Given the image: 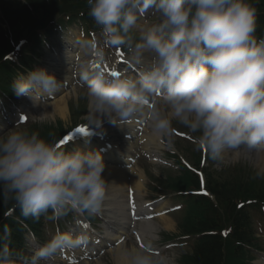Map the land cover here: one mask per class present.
I'll list each match as a JSON object with an SVG mask.
<instances>
[{
    "label": "clouds",
    "instance_id": "obj_1",
    "mask_svg": "<svg viewBox=\"0 0 264 264\" xmlns=\"http://www.w3.org/2000/svg\"><path fill=\"white\" fill-rule=\"evenodd\" d=\"M86 3L100 29L99 38L82 34L74 42L86 86V127L125 126L142 117L154 136L171 140L176 122L197 134L196 147L210 160L220 164L228 162V153L243 156L255 176L264 178V37L256 36V9L249 0ZM150 8L157 19L140 25ZM106 48L127 49L139 66L136 74H107L100 67ZM61 87L44 68L19 71L11 83L16 97L34 103ZM104 170L102 150H69L19 124L0 134V198L25 219L49 210L50 220L69 212L99 213L108 198ZM142 232L143 246L120 248V264H177L175 253L158 249L154 230ZM88 239L86 231H57L28 255L4 245L0 264H42Z\"/></svg>",
    "mask_w": 264,
    "mask_h": 264
},
{
    "label": "trees",
    "instance_id": "obj_2",
    "mask_svg": "<svg viewBox=\"0 0 264 264\" xmlns=\"http://www.w3.org/2000/svg\"><path fill=\"white\" fill-rule=\"evenodd\" d=\"M73 1L29 0L25 5L11 4L7 7L5 17L9 22V30L0 25V61L3 53L12 49L10 39L17 41L25 35L26 31L43 28L51 10ZM249 2L256 9V36L264 37V0H249ZM31 9L36 11L34 15ZM23 57L31 63H34L36 58L25 54ZM8 80V74L0 69L2 89H6V84L9 85ZM59 130L60 128L54 129L52 126L44 129L34 126L29 132H38L45 139L55 141L59 136ZM182 181L184 187L199 186L198 178L193 174L186 175ZM208 187L215 195L218 204L216 205L211 198L206 197L191 200L188 216L181 226L184 234L201 235L199 240L194 241L192 255L184 256V263L249 264L251 254L248 247H251V243L255 244L256 240L255 212L253 211L261 212L264 208V178L257 177L255 174L251 180L244 178L236 180L234 177L231 179L222 176L213 179L210 177ZM240 199L253 202L245 203L243 207L237 209V200ZM9 209H12L14 213L7 217ZM48 216H51L50 210L42 214L39 219H25L21 216L18 207L0 198V247L7 245L13 252L23 253L26 230H32L39 239L43 240L44 226L48 222L53 223V220L47 219ZM69 216L70 212L63 217ZM225 216L224 222L221 223V219ZM226 227H230L231 232L227 237L221 236L220 231ZM211 231L214 233H207Z\"/></svg>",
    "mask_w": 264,
    "mask_h": 264
},
{
    "label": "bare ground",
    "instance_id": "obj_3",
    "mask_svg": "<svg viewBox=\"0 0 264 264\" xmlns=\"http://www.w3.org/2000/svg\"><path fill=\"white\" fill-rule=\"evenodd\" d=\"M61 70V72H63V74H65V72L67 71L65 69V67L62 65V66H59V65H55V69L58 71ZM67 80L65 75H64V78H63V81ZM63 92H66V89H64V85L62 83V87L53 95L51 96H48V99H46L45 101H48L49 99H52L51 102H48V104H43L42 105V99L37 97L36 98V103L41 105V108L44 109V113L45 114H51V115H54V114H59L61 117H65L66 114L68 113V97L65 96L66 94H63ZM47 94H44L43 96H46ZM59 116V117H60ZM148 141L142 146L143 148L145 149H150V146L152 144L156 145V146H160L159 144H155L154 141H155V138H153V134L150 136V137H147ZM151 140H153L151 143ZM98 147V146H97ZM93 148L92 147H84V148H81L85 151H89V150H99L98 148ZM133 148L135 149L136 146L134 145ZM110 156L114 159V162H116L117 166L113 165V164H109L108 162H106V160L104 159V162H105V170H104V173H103V176L105 177V180H106V184L107 185H111L113 183H118L120 184V186H126L128 185V187L133 184L135 185L134 187L136 188V193L140 192L141 191V188L143 186V183H141L139 181V179L141 177H144V174L141 172V173H134V170L131 171V176H130V179L128 180V175L129 173L126 172L125 168L121 167L119 165V163H121L119 161V159L117 158H114V154L113 153H109ZM103 156V155H102ZM260 159L264 160V157L263 155L260 156ZM114 199H117V197H112V200ZM160 205H158L156 207V210L159 208ZM106 212L108 213H111L113 215H110V218H111V222H112V225H114V231L112 233H110L108 236H107V239H111L112 241L116 242L117 239L119 238V235L121 233H126L128 232V229H127V226H126V223H121L122 221H124V218H117V214L111 212V210L109 209H106ZM170 217L169 216H162L160 220H162L164 222V227H172L173 225L171 224V221H170ZM121 223V224H120ZM159 225L154 222V220H149V221H143V223L140 224V230L137 232V235L139 238L141 239H144L143 238V232H142V229L144 228H151L152 230H157L159 229L158 227ZM115 246V245H114ZM122 246H125V242H123L122 244H119L117 246L114 247V250L116 252H118L117 256H116V263L120 264V260H119V250ZM67 250H64V252H66Z\"/></svg>",
    "mask_w": 264,
    "mask_h": 264
},
{
    "label": "rangeland",
    "instance_id": "obj_4",
    "mask_svg": "<svg viewBox=\"0 0 264 264\" xmlns=\"http://www.w3.org/2000/svg\"><path fill=\"white\" fill-rule=\"evenodd\" d=\"M46 52H47V54H46V56H45V58H43V62H42V64H43V66H46L47 67V71H49V64L48 63H50L51 61H52V59H54V57H55V53H53V52H50L48 49L46 50ZM46 61H49L47 64L45 63ZM49 68V69H48ZM54 73H56L53 69H51ZM67 74H69L68 76H69V78H71L70 79V86L68 87V92H66V95L65 96H67L68 97V103L69 104H71V102L73 101V99L75 98V96H74V94H75V88H79V85H77V80H76V77H77V73H75V71H72V72H68ZM58 80H61L62 81V79L61 78H57ZM63 82V81H62ZM20 98V101H19V107H22L23 105L24 106H26L27 104H26V102L27 103H29V101H32V100H30L29 98H27V97H19ZM33 102V101H32ZM33 104H34V102H33ZM35 105V104H34ZM11 109H13L12 107H11V105H10V108L9 107H7V110H3V109H0V110H2L3 111V113L0 115L1 117H0V134H3V133H5L7 130H9V129H11V128H13L16 124H19V126L21 125V122H19V119H16L15 118V110H11ZM31 109V112H30V114H31V120H36L37 122L39 121V122H42V123H49L50 121H56V120H58V119H62L63 121H64V123H65V127L67 128V127H69V126H71L72 125V119H70V113L68 112V114H66V116L65 117H59L58 115L59 114H57L56 113V115L55 116H53V115H51V114H49V115H47V114H44V109H42V108H40V107H37V111L35 110V109H32V108H30ZM6 112L8 113V114H10V116H11V118L12 119H14L13 121V123L12 124H10L9 122V120H8V118H7V115H6ZM3 117H5V119L7 120H3ZM9 121V122H8ZM178 124V123H177ZM21 127V126H20ZM54 135V134H53ZM175 138V137H174ZM180 141H182V143L183 144H185V146H187V145H191V144H187L186 143V140H180ZM188 142V141H187ZM190 143V142H189ZM183 146V145H182ZM184 146V147H185ZM73 148H79L78 146H74ZM73 148H71V149H73ZM193 151H195L194 149H193ZM262 155H263V157H264V153H262ZM227 161L228 162H226V163H220V164H218L217 162H216V164H215V166H214V169H217L218 171H220V170H222V169H224V167L225 166H227V167H231V165H246V166H248V167H251L252 168V170H254L253 169V167H252V165H251V163L247 160V159H245L243 156H241L240 158H233L232 157V154L231 153H228L227 154ZM213 169V168H212ZM108 185H106V187H107ZM123 199H125V198H123ZM175 221V220H174ZM158 222H159V220H158ZM176 222V221H175ZM77 223V222H76ZM177 223V222H176ZM75 224H73L72 226H70L69 225V227L66 229L67 231H69V230H71V229H75V228H72L73 226H74ZM72 231V230H71ZM53 235H55V233H53V234H48V237H47V239H50ZM133 244H135L136 245V243H135V240L134 239H132V242H127V244L126 245H133ZM112 248V247H111ZM111 248H109L108 249V251H107V253L106 254H104L103 256H101V258L99 259V260H97L96 262H91V263H89V264H109V263H113V264H116V263H114V258L116 257L115 256V254H113V252H110L109 250H111ZM80 249H81V247H80ZM168 252H172V251H168ZM175 254H176V257L178 258V253L175 251ZM54 259H57V260H64V254H62V252H60L59 254H57L55 257H54ZM261 262H262V264H264V258H262L261 260H260ZM66 262H67V264H69L68 263V260H66ZM99 262V263H98ZM42 264H48L46 261H42ZM77 264H85L84 262L83 263H81V262H78Z\"/></svg>",
    "mask_w": 264,
    "mask_h": 264
},
{
    "label": "snow or ice",
    "instance_id": "obj_5",
    "mask_svg": "<svg viewBox=\"0 0 264 264\" xmlns=\"http://www.w3.org/2000/svg\"><path fill=\"white\" fill-rule=\"evenodd\" d=\"M116 74H118V72L115 71V70H113V71L111 72V75H116ZM76 131H79V132H86L87 129H86V127H83V126H82V127L77 128ZM71 138H72L71 136H64V137L59 141V144H60L61 146L64 145V144H66V143H68V141H69ZM84 227H87V225H84Z\"/></svg>",
    "mask_w": 264,
    "mask_h": 264
}]
</instances>
